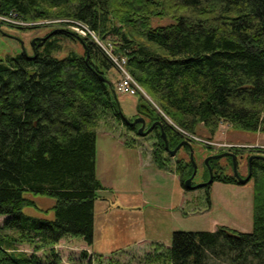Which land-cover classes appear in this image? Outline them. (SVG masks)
<instances>
[{
	"label": "trees",
	"instance_id": "16d2710c",
	"mask_svg": "<svg viewBox=\"0 0 264 264\" xmlns=\"http://www.w3.org/2000/svg\"><path fill=\"white\" fill-rule=\"evenodd\" d=\"M10 11L26 22L85 23L100 39L111 42L113 52L126 59L132 77L185 132L196 133L201 124L213 133L220 121L247 132L260 127L264 0H0V15ZM154 17L171 21L153 25ZM43 36L35 37L32 54L0 58V216H4L0 264H42L35 253L17 250L22 243L34 251L51 248L65 237L92 243L94 202L103 189L95 171L96 129L110 113L122 121L115 86L107 76L113 63L106 53L91 39L61 26ZM61 38L78 41L82 52L57 56ZM144 107L151 110L150 121L163 120L168 146L175 147L182 133L140 98L137 109ZM154 132L152 161L167 168L160 128ZM209 164L216 168L213 181L239 184L234 174L217 167V159ZM175 165L182 187L188 190L184 181L193 172L190 158L179 157ZM250 166V231L225 225L174 230L170 246L157 245L143 264H264V160L253 158ZM204 168L206 180L205 164ZM29 193L52 197L54 204L38 207L26 196ZM207 201L209 207L210 196ZM29 206L52 211L53 217L25 214L23 208ZM53 256L48 264L59 263ZM85 264H93L90 257Z\"/></svg>",
	"mask_w": 264,
	"mask_h": 264
},
{
	"label": "rangeland",
	"instance_id": "374dc122",
	"mask_svg": "<svg viewBox=\"0 0 264 264\" xmlns=\"http://www.w3.org/2000/svg\"><path fill=\"white\" fill-rule=\"evenodd\" d=\"M52 20L56 19L36 20L26 25H18L11 22L8 24H0L2 30V32H0V58L3 59L8 55L21 52L32 54V39L37 36H43L52 29V27L60 26L57 22H51ZM38 21H40V23H36ZM170 21L171 18L169 17H154L151 23L157 25L166 24ZM100 40L106 44L111 43L107 40ZM59 42L61 44V49L55 53L57 56H63L65 53L72 50L79 53L82 52L81 44L78 41L71 38H61ZM107 76L113 86H115L119 78V73L114 65L108 68ZM116 95L118 110H120L126 118L129 119L136 113V104L138 100L142 98L143 101H146L160 116H162L165 122L172 124L178 132H181L182 138L186 137L192 141L193 159L197 167L194 178L196 183L201 182L206 177V170L203 163L204 158L208 155L219 154L225 152L224 150L227 151L236 148H243V150H239L238 153L243 152L244 156L248 155L249 157L253 154L264 155V123L262 122L256 132L241 131L233 128V126L226 121H220L217 130L211 133L200 124L196 128V133L190 135V133L188 134V132L186 133L175 126L144 89L136 95H129L118 91H116ZM106 132H109V137H107ZM155 141L156 137L153 130L144 136H140L136 132L128 129L121 119L112 113L108 114L104 120L100 121L96 129V174L109 182L107 174L112 173L113 177L110 178V181L114 185L116 191L114 194L117 196V202L121 205L138 202L141 197L145 198L149 203H156L151 197H161L162 191L159 187L162 184L152 183L149 186L150 190H147L148 186L141 182L143 170L139 164L140 158L143 164H146V162L152 163L151 150ZM229 144H241V146L228 147ZM111 146L125 148L121 149L123 150L121 155H118L116 158H111L113 159L112 161L108 159L107 156V148ZM188 151L189 148L186 150L181 147L173 156L165 152V156L168 158V167L174 169L176 166L175 159L179 157L188 160ZM245 157L236 158V160H238L237 172L242 177L246 176L249 170V162ZM218 165L224 167L223 171L225 173L234 174V170L231 168L225 156L217 159V167L221 169ZM213 166L215 167V164ZM124 173L129 175L128 179L122 177ZM154 182L162 183L158 178H156ZM207 186H209V193L207 192L206 185L196 189H184L185 211H197L200 209H208V211L204 217L184 215L180 230H209L211 227V219H214L218 221V225H225L239 231H250L253 222V179L250 178L244 184L213 181ZM26 196L32 198L37 206L43 209L51 207L55 201L54 198L49 196L30 193L26 194ZM208 196H210L209 207L207 203ZM146 206L148 207L150 204ZM23 212L37 217H53L52 211L45 212L30 206L24 207ZM3 218L4 216H0V224H2ZM118 223L119 220L116 217L110 216L108 218L106 227L111 229L112 234L107 236L106 232L102 233V230H100L99 233L101 234L98 236L100 246L111 245L110 243L114 241V239H112L115 235L114 227L117 226ZM121 223L123 224V219ZM134 232L138 235L139 230L136 229ZM16 247L17 250L25 252L26 254L35 253L38 258H40L42 264H48L49 261L55 260L53 253L59 258L58 264H85L89 259L88 252L82 249L81 243L78 240H69V238L61 239L51 248L45 247L37 251H34L33 247L26 243L18 244ZM121 255L123 256L124 254H118L117 257L121 258ZM90 258L93 264H113L112 259L102 258L101 256ZM136 264H139V262H136Z\"/></svg>",
	"mask_w": 264,
	"mask_h": 264
},
{
	"label": "crops",
	"instance_id": "0c3cea01",
	"mask_svg": "<svg viewBox=\"0 0 264 264\" xmlns=\"http://www.w3.org/2000/svg\"><path fill=\"white\" fill-rule=\"evenodd\" d=\"M106 135L109 137V132H106ZM119 148L116 146L108 147V159L121 155L123 151L121 149L125 148ZM139 164L143 170L141 182L148 186L147 190H150L149 186L152 183L162 184L159 187L162 191L161 197H151L156 203H149L145 198L141 197L138 202L121 205L117 202V196L114 194L116 191L110 181V178L113 177L112 173L107 174L109 182L96 174L103 189L98 190V197L94 202L93 241L88 245L81 238L65 237L72 241L78 240L82 249L88 252V257L101 256L102 258L112 259L115 264H136V262L143 264L145 255L152 253L153 250L158 248L159 244L163 248L170 246L172 232L180 230L184 215L200 217L206 215L208 209L184 210V188L174 169L170 167L159 168L153 161L152 163L146 162V164H143L141 158ZM96 168L97 163L95 164L97 173ZM122 177L128 179L129 175L124 173ZM156 178L161 180L162 183L154 182ZM148 203L150 206L147 207ZM110 216H114L119 220L118 225L114 227L115 235L112 238L114 241L110 243L111 245L100 246L98 236L101 233L99 231L102 230V233L106 232L107 236L112 234L111 229L106 227ZM122 219L123 224L121 223ZM217 225L218 221L211 219L209 230L216 229ZM136 229L139 230L138 235L134 232ZM121 253L124 255L118 258L117 255Z\"/></svg>",
	"mask_w": 264,
	"mask_h": 264
},
{
	"label": "built area",
	"instance_id": "2783aa9c",
	"mask_svg": "<svg viewBox=\"0 0 264 264\" xmlns=\"http://www.w3.org/2000/svg\"><path fill=\"white\" fill-rule=\"evenodd\" d=\"M0 21L7 24L9 22L18 25H26L27 23L31 24L20 19L19 16L12 11L8 12L7 14L0 15ZM51 22H57L61 27L74 32L78 36L86 37L93 40L106 53V55L112 61L113 65L116 67L119 73V78L117 79V83L115 84L116 91L129 95H136L139 92L143 91L139 83L132 77V75L127 70L125 66L126 59L124 57H119L116 53H114L112 50L113 46H111L112 44L103 43V41L100 40L98 36H96V33L91 30L85 23L74 19H56L52 20ZM36 23H40V21ZM260 120L262 123H264V111L260 115ZM235 146H241V144H229L228 147Z\"/></svg>",
	"mask_w": 264,
	"mask_h": 264
},
{
	"label": "water",
	"instance_id": "95a60500",
	"mask_svg": "<svg viewBox=\"0 0 264 264\" xmlns=\"http://www.w3.org/2000/svg\"><path fill=\"white\" fill-rule=\"evenodd\" d=\"M39 38L41 39H45V36H40ZM35 41V38L32 39L31 41V44L33 46V43ZM88 56V54H87ZM86 56V57H87ZM111 86V85H110ZM112 88V87H111ZM112 91H113V94H114V97L115 99L117 100L116 98V91L115 89L112 88ZM120 112V110H119ZM121 113V116H122V120L127 124H130V125H134L136 122H141V126L137 129V134L140 135V136H144L146 135L147 133H149L154 125H158L159 128H160V131H161V134H162V137H163V140H164V144H165V150L166 152L170 155V156H173L176 154V152L178 151V149L182 146V145H186L188 148H189V158L193 164V172L192 174L187 178L185 179L184 181V186L188 189H196L198 187H203L205 185H209L213 182V170L209 164V160L211 159H216V158H220V157H223V156H231L232 157V163H233V170H234V175H235V178L236 180L240 183V184H244L246 183L250 178H251V166H250V161L253 159V158H260L262 160H264V155L262 154H253V155H250L248 157V162H249V170H248V173L246 176L242 177L238 174L237 172V162H236V157L233 153H230L229 151H225V152H222V153H219V154H213V155H208L204 158V164L206 165L207 169H208V179L206 181H203V182H199V183H196V184H192V180H193V177L195 176L196 174V171H197V167H196V163L193 159V147H192V144L188 138H183L175 147L173 148H170L168 146V142H167V138H166V135H165V132L164 130L162 129V124L160 121H154L146 130H143L144 128V125H145V120L144 118L140 117V118H134L133 121H129L128 118H126L122 112Z\"/></svg>",
	"mask_w": 264,
	"mask_h": 264
},
{
	"label": "flooded vegetation",
	"instance_id": "af4514ba",
	"mask_svg": "<svg viewBox=\"0 0 264 264\" xmlns=\"http://www.w3.org/2000/svg\"><path fill=\"white\" fill-rule=\"evenodd\" d=\"M143 111H139L138 109H137V104H136V113L131 117V118H129L128 120L129 121H133L134 120V118H140V117H142V118H144V120H145V125H144V128H143V130H146L154 121H160L161 122V124L163 123V120H161L159 117L158 118H154L152 121H150V119H151V110L150 109H148V107H147V109L144 107V109H142ZM153 112V111H152ZM153 114V113H152ZM122 122L124 123V124H126L123 120H122ZM127 126H129L131 129L130 130H132V131H134V132H136L137 133V129L141 126V122H136L134 125H130V124H126ZM156 127H159L158 125H154V127H153V131H155V128ZM151 130V131H152ZM183 139V138H182ZM180 149V148H179ZM178 149V150H179ZM224 151H226V150H224ZM227 151H229L230 153H233L234 155H235V157L236 158H241V156L238 154V152H236V150L235 149H229V150H227ZM237 153V154H236ZM188 156H189V151H188ZM224 157V156H223ZM226 157V159L227 158H230V162L232 163V157L231 156H229V155H227V156H225ZM221 158V157H220ZM216 159H218V158H216ZM212 160H214V159H211V160H209V163H210V161H212ZM248 160V159H247ZM229 161V160H228ZM229 162V163H230ZM236 162H237V160H236ZM204 164V163H203ZM220 168H222V171H223V169H224V167L223 166H220ZM231 168H233V163H232V165H231ZM216 169V168H215ZM215 169H212L213 170V174H214V170ZM207 180V179H206ZM206 180H202L201 182H203V181H206ZM199 183V182H198ZM192 184H196V182L194 183L193 181H192Z\"/></svg>",
	"mask_w": 264,
	"mask_h": 264
}]
</instances>
